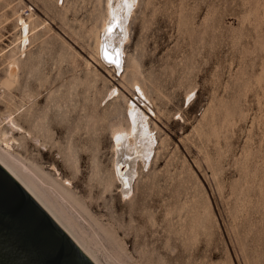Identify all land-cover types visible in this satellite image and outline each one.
<instances>
[{
	"label": "rangeland",
	"instance_id": "374dc122",
	"mask_svg": "<svg viewBox=\"0 0 264 264\" xmlns=\"http://www.w3.org/2000/svg\"><path fill=\"white\" fill-rule=\"evenodd\" d=\"M106 1L0 0V117L39 137L15 152L71 181L77 202L41 188L105 264H264V0H138L119 75L98 59ZM128 98L157 141L125 198L112 133Z\"/></svg>",
	"mask_w": 264,
	"mask_h": 264
},
{
	"label": "bare ground",
	"instance_id": "6f19581e",
	"mask_svg": "<svg viewBox=\"0 0 264 264\" xmlns=\"http://www.w3.org/2000/svg\"><path fill=\"white\" fill-rule=\"evenodd\" d=\"M137 1H106L107 16H105L103 26L100 27L102 30L100 35H98V59L100 65L106 69L111 68L116 75L122 74L126 68V46L130 41L129 22ZM17 20L21 28L20 50L25 54L30 36L33 33V28L31 27L32 20L31 17L26 18L21 14H19ZM11 60L8 72L11 79H15L18 76L19 62L17 59ZM112 60H115L116 63L110 62ZM105 71L107 72L108 70ZM134 86L139 92L138 99L136 100L145 102L141 86L136 82ZM118 91L119 88L114 86L108 95L113 96ZM136 100L132 98H128L127 100L128 125H120L112 133L114 139L113 164L115 175L119 183L120 192L125 198L131 197L134 194L136 177L138 175V162L141 161L144 166H148L154 151L155 142L157 141L154 135L155 130L153 131L150 125V117ZM18 119L13 112H9L2 119L0 117V163L33 195L96 264H105L97 254L96 248L76 230L74 218L60 204L58 205L56 200L50 198V194L41 188L42 183L47 187L50 185L54 188L52 190L58 193L59 197H69L76 201L70 189L72 185L71 181L61 175V172H59L60 168L58 169L55 164H51V169L55 171L56 177L52 176L39 165H34V167L26 165L15 152L14 143L20 144V142H17V134L20 135L23 141L29 138L36 141L39 140V137L33 135ZM80 134L82 135V133Z\"/></svg>",
	"mask_w": 264,
	"mask_h": 264
},
{
	"label": "water",
	"instance_id": "95a60500",
	"mask_svg": "<svg viewBox=\"0 0 264 264\" xmlns=\"http://www.w3.org/2000/svg\"><path fill=\"white\" fill-rule=\"evenodd\" d=\"M0 264H96L1 163Z\"/></svg>",
	"mask_w": 264,
	"mask_h": 264
},
{
	"label": "snow or ice",
	"instance_id": "6c2138e0",
	"mask_svg": "<svg viewBox=\"0 0 264 264\" xmlns=\"http://www.w3.org/2000/svg\"><path fill=\"white\" fill-rule=\"evenodd\" d=\"M110 62H112V63H116V61H115V60H112V61H110Z\"/></svg>",
	"mask_w": 264,
	"mask_h": 264
}]
</instances>
